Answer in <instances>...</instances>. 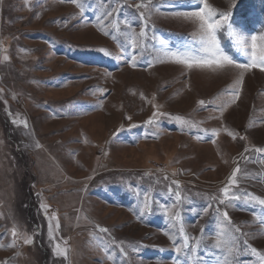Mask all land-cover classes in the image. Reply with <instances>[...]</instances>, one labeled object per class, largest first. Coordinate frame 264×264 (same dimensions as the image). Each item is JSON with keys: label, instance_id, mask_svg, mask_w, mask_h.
I'll list each match as a JSON object with an SVG mask.
<instances>
[{"label": "rangeland", "instance_id": "rangeland-1", "mask_svg": "<svg viewBox=\"0 0 264 264\" xmlns=\"http://www.w3.org/2000/svg\"><path fill=\"white\" fill-rule=\"evenodd\" d=\"M0 264H264V0H0Z\"/></svg>", "mask_w": 264, "mask_h": 264}]
</instances>
